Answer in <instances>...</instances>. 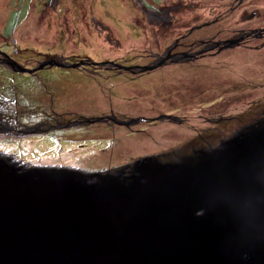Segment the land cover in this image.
Returning <instances> with one entry per match:
<instances>
[{"label":"rangeland","instance_id":"374dc122","mask_svg":"<svg viewBox=\"0 0 264 264\" xmlns=\"http://www.w3.org/2000/svg\"><path fill=\"white\" fill-rule=\"evenodd\" d=\"M59 1L65 3L62 6L64 28L61 30L70 28L76 31L71 40L62 38L65 32L59 38V33L45 29L50 19L48 6L44 3L52 0H0V49L7 51L10 46V51H17L21 59L30 57L36 61L42 60L40 53L54 48L59 56L71 63L92 60L146 64L148 59L143 57L151 50L155 31L146 21L140 2L151 12L157 8L167 10L178 6L181 10L172 16L190 20L192 30L196 28L194 26L212 24L195 33L201 38L218 34L221 39L232 37L228 41L234 40L235 32L246 31L245 39L240 42L243 43L251 39V35L245 36L250 33L248 30L264 29V0H258L251 7L248 5L250 0H245L243 8L238 11H234V7L237 3L243 4V0ZM66 18L69 23L64 22ZM217 20L219 22L214 24ZM12 37L15 39L13 46ZM57 40L60 42L56 43ZM221 42H215L220 45L210 50L212 53H207L205 58L168 68L159 74L165 78L151 75L133 84L127 82L117 90L113 89V84H106L101 79H88L78 69L55 68L54 74L43 72L41 78L45 79L44 82L40 77H14L0 70V108L5 106L8 110L7 119L3 118L0 123L7 128H18L15 132L0 128V153L34 167L104 172L124 168L143 157L175 150L184 142L196 140L195 145L203 146L198 137L204 129H211L218 136L215 141L219 142L228 133H235L241 126L264 116L263 43L253 40L224 48ZM158 82L165 86L156 88L154 83ZM44 83L51 86L49 91L54 94L55 105L61 113L93 114L105 110L101 114H108L110 107L120 117L155 118L169 112L187 120L188 125L156 123L136 126L132 123L127 128L94 124L51 134L23 135L21 132L26 128L45 121L38 102L42 95L44 108L49 110L50 98L43 96ZM15 96L20 106L18 119L14 115ZM206 120H212V123Z\"/></svg>","mask_w":264,"mask_h":264},{"label":"water","instance_id":"95a60500","mask_svg":"<svg viewBox=\"0 0 264 264\" xmlns=\"http://www.w3.org/2000/svg\"><path fill=\"white\" fill-rule=\"evenodd\" d=\"M255 32L264 29L245 36ZM243 36L221 45L238 46ZM163 63L9 65L20 73L47 66L147 72ZM109 119L127 128L138 122ZM167 157L87 172L34 167L0 153V264H264V118L215 147Z\"/></svg>","mask_w":264,"mask_h":264},{"label":"flooded vegetation","instance_id":"af4514ba","mask_svg":"<svg viewBox=\"0 0 264 264\" xmlns=\"http://www.w3.org/2000/svg\"><path fill=\"white\" fill-rule=\"evenodd\" d=\"M258 0H250L249 1V6H253L256 4ZM141 3V11L145 14L146 16V21L150 23V25L154 28V41L149 47L151 49L150 51L145 52L146 55L143 58L148 59V63L146 64H133V63H128V61H124L122 64L124 67H132V66H157L159 63H161L164 60V63L161 66L154 67L152 70H149L147 72H142L140 68L138 69H131V70H126V69H120V68H115L113 66H106V67H94V66H85V67H80L78 68L79 71L82 72L88 79L92 81H97L98 79H101L104 83L106 84H113V89L117 90L120 89L121 87L125 86L126 83H132V82H138L141 81L143 78L149 77L151 75L154 76V78H165L159 74L163 73L166 71L168 68H174V67H179L183 65H188L191 64L190 62H195L197 60H201L205 58L208 54L207 53H212L214 48L217 47V44L215 42L218 41H227V39H232V37L229 38H224L221 39L218 34L216 36L214 35L213 37H199L195 35L197 31H202V28L208 27L211 25H207V23L203 24L202 26H194L196 27L194 30L190 28V20H183V19H176L175 16H172V13H177L181 9L176 6L170 9H163V8H157L155 12H151L150 8L145 7L143 2ZM65 3L60 2L59 0H52V2L44 3L45 6H48V11H49V19L50 22L49 24L45 26L46 30H53L52 32L59 33V38H61L63 32H65V36H62L63 39L69 38L70 40L76 36L74 34L76 31L75 29H64L63 31L61 30L64 28L63 26V20H62V6ZM245 4V0H243V4L238 5V3L234 7V11H238L241 8H243ZM43 11L47 12L46 9L42 8ZM54 18H52V17ZM45 19V18H43ZM68 22L69 20L66 18V21ZM219 20L215 21L214 24H217ZM69 25V24H68ZM199 27V29H197ZM106 30V29H104ZM258 30L257 28H253L251 30H248V32L251 31H256ZM242 32V33H241ZM238 31L235 32L234 34V39L239 37V35H244L246 31ZM12 36H14V32H12ZM10 34V35H11ZM205 36V35H204ZM62 39V40H63ZM106 39H110L109 37L106 36ZM253 40H259L263 43L264 46V34L258 35L257 32L251 35V39L246 40V42L240 43V45L250 43ZM60 41H56L58 43ZM222 43V42H221ZM11 45H15V39L12 37L11 40ZM11 49V47L9 46ZM8 49L7 51H3L0 49V70L8 73V74H13L14 77L17 75L27 77L28 79H33L34 77H40L41 78V73L46 72L47 74H54V69L55 68H60V67H51L47 66L44 67L43 69L36 71L34 73H20L16 72L12 69V67L9 65L10 60L18 63L20 66L29 69V70H35L38 68L40 63L50 60V59H56L59 60L60 58H63L59 56L56 53V50L53 48L49 49V51H45L44 53H40L39 56L42 57V60L36 61L32 60L30 57L28 58H23L21 59L17 55V51ZM214 51H217L214 50ZM148 53V54H147ZM44 54V55H43ZM21 56V55H19ZM24 57V56H23ZM142 58V59H143ZM29 60V61H24L22 60ZM118 63V62H117ZM62 69V68H61ZM44 78L42 77L40 80L44 82ZM162 80H159L161 82ZM154 83L156 88L158 87H164L165 84H159ZM48 83V82H47ZM133 84V83H132ZM102 85V84H100ZM51 86L46 85L45 83L43 84V91L45 98H50V105H49V110L46 111L44 108V101L42 98V95L38 98V102L41 105V117L45 120L41 124H38L37 126H31L30 128H26L25 131H22L21 133L23 135H43V134H51L54 131L57 130H65V129H73V128H79V127H90L93 126L94 124H103V125H108V126H117V124L114 123L113 120L109 119L114 118L119 121H124V122H130L131 120H137L138 122L136 123V126H140L142 124H156V123H171V124H176L179 126H184L188 125L187 120L182 119L178 116H174L171 113H164L162 115H159L158 117L155 118H149V116H129L125 115L124 117H120L116 114L115 109L109 107V113L108 114H101L103 112H98V113H87V112H65L61 113L58 111V107L55 105V100H54V94L49 91ZM13 104L16 107L15 109V119H18L19 113H20V106H19V100L15 96L13 99ZM25 104V103H24ZM5 107V106H4ZM0 108V120L2 119H7L6 118V113L8 110H5V108ZM94 114H99V115H94ZM27 114L22 115L23 119L26 117ZM163 116H173V119H168V118H161L158 120V118L163 117ZM263 116V115H262ZM257 117L255 118L254 121L250 122L253 123L257 120H260L263 117ZM13 117V114H11V119ZM104 119L101 122H94L96 119ZM42 119V120H43ZM212 120H206L205 122L207 123H212L210 122ZM225 121V120H221ZM219 121V122H221ZM140 123V124H139ZM249 123V124H250ZM139 124V125H138ZM247 124V125H249ZM246 125L241 126L239 129L236 131L240 130L241 128L245 127ZM119 127V125L117 126ZM0 128H2L4 131L7 132H15L18 131V128H7L6 126H3V124L0 123ZM6 129V130H5ZM235 131V132H236ZM141 133H144L141 132ZM221 133V132H218ZM234 133V132H233ZM232 133V134H233ZM228 133L224 137H228L232 135ZM208 135V136H207ZM207 136V137H205ZM221 137V135H219ZM218 136H215L214 132H212L211 129H204L201 134H199L198 139L202 141V145L200 146L199 144H194L196 140L193 142H184L181 143L180 147L167 151V152H162L158 153L156 155H166L168 156L167 158H176L180 157L182 155L190 154L193 151L204 149V148H210V147H215L221 140L224 139L221 138L219 142H216L215 139H217ZM225 138V139H226Z\"/></svg>","mask_w":264,"mask_h":264}]
</instances>
